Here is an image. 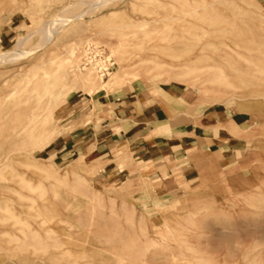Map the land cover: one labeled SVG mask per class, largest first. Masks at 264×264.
<instances>
[{
	"label": "rangeland",
	"instance_id": "374dc122",
	"mask_svg": "<svg viewBox=\"0 0 264 264\" xmlns=\"http://www.w3.org/2000/svg\"><path fill=\"white\" fill-rule=\"evenodd\" d=\"M0 54V264H264V0H0ZM145 108L201 148L105 152Z\"/></svg>",
	"mask_w": 264,
	"mask_h": 264
},
{
	"label": "crops",
	"instance_id": "0c3cea01",
	"mask_svg": "<svg viewBox=\"0 0 264 264\" xmlns=\"http://www.w3.org/2000/svg\"><path fill=\"white\" fill-rule=\"evenodd\" d=\"M135 97H137V95H135ZM131 99L133 100L134 98ZM113 102L118 104L120 109L122 108V98H118L117 101ZM88 106L90 105L88 104L87 107ZM148 110L149 108H145L141 112L142 114L147 115V121L144 125L142 124L143 122L139 120L137 128L132 130L129 136H126L124 131L121 130L119 134L112 138L110 141L105 144L103 143V150L105 152L110 151L120 142L129 143L132 152H134L135 155L139 156L144 161L153 162L157 166V169L169 167L170 170H172V167L169 166V163L176 159L177 152L181 151L182 154L187 157L189 151H192L196 148H201L203 138L201 136L194 137L189 134L191 132L176 136L175 138H173L175 139L173 140V142L169 141L167 138H162L161 136H155L149 139L148 136H146L147 130L152 131L153 124L163 119H161V108L152 110L149 114ZM87 126V130H90L91 125L87 124ZM74 141V143L71 145L72 147L74 146V144H78V140ZM179 166L180 165L175 164L176 168H178Z\"/></svg>",
	"mask_w": 264,
	"mask_h": 264
},
{
	"label": "bare ground",
	"instance_id": "6f19581e",
	"mask_svg": "<svg viewBox=\"0 0 264 264\" xmlns=\"http://www.w3.org/2000/svg\"><path fill=\"white\" fill-rule=\"evenodd\" d=\"M63 19V18H62ZM66 19H67V17H66ZM51 35H53L54 34V31L52 30L51 31V33H50ZM73 50V49H72ZM1 55V58H0V63L1 62H3L5 59H7L8 60V56L6 57V54H0ZM73 55H75V54H73ZM10 57V56H9ZM15 57V56H14ZM19 58H20V55H19ZM15 59H17V56L15 57ZM14 59V60H15ZM79 59V58H78ZM78 59H75L74 58V56H71L70 58H69V60H68V69L72 72V74L74 75H76V73H77V71H78ZM9 60H13L12 58L11 59H9ZM91 61V60H90ZM10 62H12V61H10ZM88 62H89V59H88ZM87 64V63H86ZM88 68V67H87ZM89 75V74H88ZM90 77V76H89ZM13 94V93H12ZM11 96V95H10ZM82 157V159H85L86 158V155H82L81 156ZM88 158V157H87Z\"/></svg>",
	"mask_w": 264,
	"mask_h": 264
},
{
	"label": "built area",
	"instance_id": "2783aa9c",
	"mask_svg": "<svg viewBox=\"0 0 264 264\" xmlns=\"http://www.w3.org/2000/svg\"><path fill=\"white\" fill-rule=\"evenodd\" d=\"M104 55L102 56L103 58L102 62L104 63V65H102L100 69L103 71L102 74L105 76L106 74H109V70L112 68L113 63H110L109 58Z\"/></svg>",
	"mask_w": 264,
	"mask_h": 264
}]
</instances>
